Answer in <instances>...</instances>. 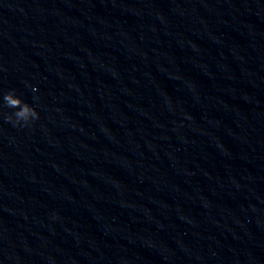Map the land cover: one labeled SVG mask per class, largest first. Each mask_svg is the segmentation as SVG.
<instances>
[{
    "label": "clouds",
    "instance_id": "clouds-1",
    "mask_svg": "<svg viewBox=\"0 0 264 264\" xmlns=\"http://www.w3.org/2000/svg\"><path fill=\"white\" fill-rule=\"evenodd\" d=\"M3 104L4 107L16 109L15 112L5 116L6 121L13 123L14 126L26 127L31 122L39 119L37 110L16 96L12 90L3 95Z\"/></svg>",
    "mask_w": 264,
    "mask_h": 264
}]
</instances>
